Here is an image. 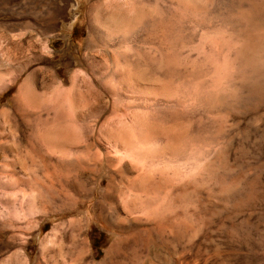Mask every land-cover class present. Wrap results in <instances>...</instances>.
<instances>
[{"label": "rangeland", "instance_id": "1", "mask_svg": "<svg viewBox=\"0 0 264 264\" xmlns=\"http://www.w3.org/2000/svg\"><path fill=\"white\" fill-rule=\"evenodd\" d=\"M23 1L36 0H16L13 8L17 9ZM94 1L51 0L55 5L57 4L53 6L54 8L61 6L64 10L59 22L56 17L51 20L52 29H45L44 23L40 20L29 19L32 25L30 31L39 38L45 37L49 40V46L56 55L55 63H50L47 59L27 58L22 53H18V60L27 64L25 69H29L27 74L32 69L57 68L64 59L76 61L77 66L69 67L66 74L62 70L59 71L58 77L62 79L65 76L63 86L69 88L70 76L78 68L81 69L84 77L80 82L82 87L80 94L81 97L84 96L82 97L84 104L96 96L95 87L98 88L92 80L91 69L98 71L103 64L99 60L102 55L99 45L105 38L95 32L88 37L91 28L88 11ZM122 1L131 7L130 12L133 17L141 21L145 30L143 37L145 44L150 46L151 43L160 42L165 47L162 56L171 63H177L179 37L176 33L178 24L174 14L175 4L171 5L172 10L169 11L166 8L168 6L166 0H158V6L152 0ZM201 1L195 7L185 5V10L196 16L194 18L197 22V48L202 51V46L205 45L204 55L207 57V52H210L207 60H211L212 63L210 61L206 67L205 64L197 65L193 76L188 80L180 79L174 70L166 72L164 68L162 73L155 74L153 79H160L157 81L162 85V91L166 93L179 95L190 93L198 96L205 94L206 115L201 114L195 118L197 120L191 121L187 118H184L185 120L177 118L175 123L170 122V124L169 122L167 124L162 117L155 116L152 124L162 129L167 125L177 126L181 132V140L188 141L193 135L196 136L192 148L186 152V154L190 152L187 157L189 156L188 159L191 157L190 161L193 159L195 163L200 162L201 157L211 156L214 150L221 146L224 151L223 167L225 168L222 167L205 176L207 179L204 182L200 180L203 176L198 175L197 184H190L191 186L183 178L188 173L179 175L181 179L175 181L177 186L175 185L174 191L171 190L173 195L171 200L175 206L178 205L177 208L174 206L176 209L173 207L171 213H166L164 217L157 219L159 221L155 220L153 225L149 224L150 226L142 224L136 227L117 228L111 221L114 216L112 219L107 218L109 208L106 197L108 190L106 172L103 171L98 178L85 172L80 185L73 181L71 175H63L58 171L38 166L37 163L35 165L37 145L46 146L49 141H53L55 137L52 132L53 127L50 122L43 120L37 121V125L34 123V127L33 124L20 121L14 114L15 121L13 116V122L10 120L11 122H7L9 126L5 123L4 127H1L3 130L0 129V169L5 160L13 163L9 168L10 171L11 168L14 171L12 177L15 178L16 175H20L19 172H24L34 182L30 187L36 186L37 189L27 192L32 196L31 204L21 206L22 208L18 204L19 194L15 195L16 202H12L10 208L13 207L17 215L14 212L12 217L7 209L3 208L1 195H4L5 190L0 188L2 211L0 212L3 213H0V262L21 247L29 250L28 254L34 264H264V36L262 34L264 33L262 32L264 31V0ZM94 9L91 12L92 20L97 25L101 24L103 9L100 7ZM159 11L163 19L158 27L155 22L153 24L148 21ZM0 12L1 19L8 18L6 10L0 9ZM213 36L224 39L223 41L220 38L223 43L221 54L209 50L215 43H211V40L216 39H212ZM222 54L226 58L225 62L221 60ZM144 55L150 57L148 54ZM211 55L214 56L215 61ZM24 58H27V61ZM115 60L119 66H123L119 56L115 57ZM222 65L224 66L221 67ZM25 74L26 72H21L11 85L0 92V112L2 108L12 105V97L18 90L22 101L25 100L23 101L25 106H32L30 101L23 99L29 95H31L29 99L33 98V95L29 94L31 85L30 81L25 82ZM44 93L43 97L47 100L42 99L41 94L40 97L37 96L38 102L48 101L47 90ZM233 103L238 106L237 113L235 107H232ZM104 109L94 122L95 130L101 129L107 120L114 117L109 106ZM66 113L68 114H65L67 118L64 121H67L64 125L67 131L65 136L68 134V137L65 139L67 143L77 144L79 136L76 134V118L71 109L66 110ZM198 118L202 120L199 122ZM83 124L82 133L86 134L89 124L86 121ZM83 136L82 139L85 138ZM88 154L89 157L94 156V152L84 149L82 152L84 158H88ZM23 155H26L25 158ZM33 157H36V161L33 160L34 163L31 165ZM20 160L31 165V168L28 167V170L27 167L21 168ZM40 169H44L43 172ZM7 175L9 176L8 172H1L0 180H5ZM101 179L103 183L93 191V186ZM130 180L129 178L113 179V182H110L113 193L126 194L128 188L133 185ZM165 181L159 180L157 176L152 177L145 185L147 190L156 195L151 197L132 195L131 198L140 206L148 203L153 205L154 202L159 201L160 196H163L165 191L163 189L169 184ZM33 195L36 197L35 200ZM14 199L12 198V201ZM80 218L88 220L80 225L77 221ZM12 240H16L17 244L20 243L17 241L22 240V244L16 247L7 246L6 243ZM92 240L96 248L92 246Z\"/></svg>", "mask_w": 264, "mask_h": 264}, {"label": "bare ground", "instance_id": "2", "mask_svg": "<svg viewBox=\"0 0 264 264\" xmlns=\"http://www.w3.org/2000/svg\"><path fill=\"white\" fill-rule=\"evenodd\" d=\"M15 1L16 0H0V9L6 10L8 15V18H0V92H3L7 86L11 85L21 72H26L24 75L25 82L30 81V91L32 92L29 91V94H32L33 98L34 96L35 98L33 99L31 97L29 99V96L31 95L27 93L29 96L27 97L26 95L27 98L23 99H27L28 102L30 101L29 103H31L32 106L26 107L23 102L25 100L22 101L18 90L12 97V105L8 108L1 109L0 129L1 127H4L5 123L8 125L9 122H13L14 114L20 121L27 124L34 125L37 121L39 122L42 120L51 123L50 125L53 127L52 132H54L55 137L53 138V141L48 140L49 142L47 141L48 144H45L46 146L37 145V153L34 152L37 156V162H35V165L37 163L38 166L58 171L63 175H71L73 181L80 185L82 184V177L85 172L97 176L96 178H98L103 171L106 172L108 178L106 197L108 200L107 206L109 208V211H107V218L112 219L114 216V219L111 221L114 222L113 224L117 228L136 227L142 224L149 225L170 212L175 206V203L171 200V196H173L171 190L175 189L177 186L175 181L181 179L179 175L188 173L187 175L185 174L186 176L183 178L186 179V182L189 185H194L197 184L198 180L196 177H198V175L203 176L200 180L204 182L207 179H205V176L211 175L213 171L222 169L224 166V151H222L221 146L217 150H214V153L211 156L201 157L200 162L195 163L193 162V159L190 161L191 157L189 159V156L187 157V154L190 152L187 154L186 152L192 148L196 136L193 135L188 141L181 140V132L177 126L167 125L166 128L164 127L165 129H162L156 128L152 124V119L155 116L162 117L166 123L169 122L170 124V122L175 123L177 118H187L191 121L201 114L206 115L207 111L205 106L207 98L205 94L198 96L190 93L187 95L166 93L162 91V85L158 82L160 79H157L158 81L153 79L154 75L162 73V69L164 68L166 72L174 70L180 79L188 80L193 76L197 65L205 64L206 67L211 61L207 60L210 52H207V57L204 55V52H206L204 48L205 45H201L204 48H202V51L197 48L198 35L196 32L197 22L194 18L195 15L193 16L192 13L185 10V5L195 7L200 4L201 0H176V2H173L174 0H166V2L168 1V6L166 7L163 4V6L169 11L172 10V6L175 4L174 14L178 24L176 27V33L179 37L177 55L179 58L178 61L176 60L177 63H171V61L162 56L165 47L160 42L151 43L150 46L145 44L143 38L145 36V30L143 25L140 20L133 17L130 12L131 7H129L125 1L95 0L92 2L88 11V18L90 19L89 21L91 24L88 37H91V34L95 32L105 38V40L99 45L102 50V55L99 59L103 63L102 68L96 71L95 68V70H93L87 65L92 71V80H94L95 85L99 88L98 89L94 86L96 96H93L92 98L90 97L91 99L87 104H84L82 99L84 96L81 97L80 94V89L82 88L80 87V82L82 77H84L82 76L83 73L81 69L78 68V70L73 72L70 76L69 88L63 86L65 76L62 77V79L58 77L59 71L62 70L66 74L69 67L77 66L76 61L73 59L62 60L61 65L57 68L32 69L28 74L27 72L29 69L25 70L27 64L18 60V53H22V55L27 58L47 59L50 63L56 62V55L52 52L49 46V40L45 39V37L39 38L35 33H32L33 31H30V26L32 25L29 19L40 20L44 23L45 29H52L53 25H51L50 22L55 17L58 18L59 22L64 11L62 7L58 6L57 8H54L55 1L51 2L50 0L47 2L46 0H36L32 2L23 1L19 4L17 9H14L13 5ZM62 1L66 2V0ZM152 2L156 3V5L159 3L158 0H152ZM201 3L203 2L201 1ZM50 5H52V7H50ZM96 7L103 9V22H100L101 24L98 25L93 22L91 17V12L94 8L96 9ZM36 8H38V10ZM161 17L159 11L157 15L152 16L150 19L148 18V22L153 24L156 23L159 27V24L162 23L163 19ZM217 34L220 36L219 33ZM262 34L264 36V33ZM214 38H216V36H213L212 39ZM220 38L214 39L215 41L211 40V43L215 42L212 44L215 47L213 48L212 46V48L209 49L213 51V53L221 54L223 52V43ZM222 40L224 41V39ZM21 46L23 47L21 49L22 51H20ZM227 48L229 49V46H227ZM144 54H148L150 57H147ZM117 56L122 59L123 66L117 64V61L115 60V57ZM212 57L214 59V56ZM221 57H223L221 60L225 62V56L222 54ZM26 59L25 61H27ZM218 62L219 61H217V64ZM97 63L101 62L98 61ZM220 63L222 62L220 61ZM223 66L224 65L221 67ZM228 66L226 67L228 68ZM213 67L214 66L212 65V68ZM203 68L201 69L204 70ZM204 74H206V72H204ZM223 76H225V74ZM88 79H90V77ZM46 90L48 101L43 102L47 100L43 97L45 96L44 92H46ZM214 90L215 89H212V91ZM41 94L43 97L42 99L45 100L38 102L37 99L39 98H37V96L40 97ZM106 106H109L112 111L110 112L114 114V117L111 120H107L106 123H102L103 126L101 129L95 130L94 122ZM232 107H235L237 113L238 106L234 104ZM232 107L230 105V108ZM70 109L76 118L75 122L77 123V129L74 128L77 130L76 134L79 136V140L77 138L79 143L77 142V144L76 142L75 144L67 143L65 139V137H68V134L66 133L67 136H65L66 129L64 123L67 120H64L67 118V116L65 117V114H68L66 113V110L68 111ZM170 109L173 111H170ZM127 110L130 112H127ZM15 119L16 117L14 118V121ZM199 120L202 119L198 118V121ZM84 121L89 124L88 132L86 134L82 133V124ZM11 127L13 128V125ZM26 127H28V125ZM15 129H17V125ZM198 130L199 129H197V132H199ZM82 135H84V139L81 138ZM73 136L75 137L74 134ZM84 149L91 150V153L94 152V156L89 157V153L88 158H84L82 155ZM26 155H23L24 158L25 156L26 158L28 157V153H26ZM35 159L36 157L31 158V165L34 163L33 160ZM19 162L21 163L22 161L20 160ZM26 162H22L20 167H23L24 169L27 167L26 170H28V167L31 165L29 166ZM12 165L13 163L5 160L0 169V173H9V176L7 175L8 177H6L5 180H0V188L5 190L4 195H1L3 198L0 199L3 208L5 207L4 210L7 209L6 211L10 213L11 216L15 211L12 209L13 207L10 208V204L14 201L16 202V199H14L16 197L15 195L17 193L19 194V206H26L31 204L32 197L29 195L30 193L27 192L36 191L37 189L35 188L36 186L30 187L34 182L33 180L31 181V177L28 178L24 172H19L20 175H16V177L13 178L14 176L12 174L14 171H12V168L11 171L9 169ZM224 168L225 167H223V169ZM43 170L40 169L42 172ZM31 171L32 170H30V172ZM51 172L53 173V171ZM155 176H157L159 180H166L165 183L169 184H166V187L163 189L165 190L163 191V196H160L157 203L154 202L155 204L153 203V205L148 203L145 206H140L139 203L135 202L131 197L132 195H134L133 197L138 195H144L147 197L156 195L153 192L151 193L150 190H147L148 188L146 189L147 186L145 185L146 181L149 182L150 178H155ZM62 178H64V176ZM115 178H118L119 180L129 178L132 180L133 185H131L130 189L128 188L126 194L113 193V188L110 182H113V179ZM35 179L36 178L34 177V180ZM102 183V179L98 180L93 186V191H96ZM38 192L41 193V191ZM12 198L14 199L13 201ZM35 198L36 197L34 196V200ZM34 200L33 202L35 203ZM175 207L177 208L178 205ZM175 207L174 209H176ZM174 209L172 212H174ZM15 213L17 215V212ZM87 220L80 218L77 221L80 222L81 225V223L84 221L87 222ZM17 242H20L18 243L19 245L22 244V240ZM6 244L7 246L12 247L18 246L16 240L9 241ZM28 253L29 250L20 247L18 250L13 251L6 256L0 264H34Z\"/></svg>", "mask_w": 264, "mask_h": 264}, {"label": "trees", "instance_id": "3", "mask_svg": "<svg viewBox=\"0 0 264 264\" xmlns=\"http://www.w3.org/2000/svg\"><path fill=\"white\" fill-rule=\"evenodd\" d=\"M92 246H93L94 248H96V244L94 243L93 240H92Z\"/></svg>", "mask_w": 264, "mask_h": 264}]
</instances>
